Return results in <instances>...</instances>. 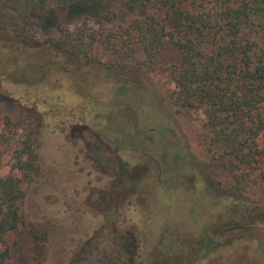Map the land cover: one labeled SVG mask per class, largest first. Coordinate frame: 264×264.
Masks as SVG:
<instances>
[{"label": "rangeland", "instance_id": "rangeland-1", "mask_svg": "<svg viewBox=\"0 0 264 264\" xmlns=\"http://www.w3.org/2000/svg\"><path fill=\"white\" fill-rule=\"evenodd\" d=\"M140 1L86 0L68 11H51L33 29L40 42L59 41L64 33L71 46L78 36L89 42L95 32H116L137 14ZM53 45H44L48 52L43 57L39 49L21 55L18 48L0 42V118L9 116L20 124V128L12 127L19 138L31 134L41 167L38 179L25 187L19 233L23 264H91L101 251L120 255L123 264H264V235L259 231L241 229L219 237V228L246 220L235 213L239 202L235 205L231 198H219L204 187L200 112L178 110L169 102L154 100L145 90L152 86L160 93L173 89L167 74L149 72L143 77L140 70L130 74L133 90L121 103L114 100L110 82L102 79L94 84L89 74L120 78L103 66L125 59L104 51L97 38L88 52L92 63L86 64L81 56L79 62L85 64L73 75L71 70L80 66L78 59ZM15 53L17 65L40 60L44 66L20 69L10 63L6 67L4 59ZM173 54V47L166 45L160 66L168 64ZM136 58L144 59L141 52ZM8 68L17 70L8 74ZM30 109L39 120L28 116L33 115ZM155 122L167 127L162 137H154V143L147 145L141 129L148 130ZM79 124L85 125L81 134L73 130ZM128 127L133 131L126 134ZM92 132L99 133L104 144H110L112 136L119 138L126 179L121 176L112 184L111 177L97 167L95 158L101 156L102 165L107 166L111 153L90 150L97 143L90 137ZM14 149L13 143L1 147V175L16 174L10 158ZM250 195L260 197L261 188L254 187ZM207 236L215 239V248L203 255L198 247ZM255 237L259 243L252 242ZM95 244L98 250L93 249Z\"/></svg>", "mask_w": 264, "mask_h": 264}, {"label": "trees", "instance_id": "trees-1", "mask_svg": "<svg viewBox=\"0 0 264 264\" xmlns=\"http://www.w3.org/2000/svg\"><path fill=\"white\" fill-rule=\"evenodd\" d=\"M85 1L0 0V42L18 48L21 55L39 49L37 53L43 57L48 52L44 45L54 44L59 52L78 59L76 63L80 66L71 70L75 75L81 71L82 65L92 63L88 52L99 38L104 51L116 53V59L126 61L104 63L105 69L115 71L120 78L110 73L88 74L93 75L94 84L102 79L110 82L114 100L119 99L121 103L133 90L128 80L130 74H136L138 70L143 77L149 72L167 74L173 89L160 93L152 86L145 90L154 100L169 102L178 110L200 112L202 123L198 133L205 150L202 161L204 187L219 198H231L235 205L239 202L235 213L246 220H235V225L219 228V237L221 233L225 235L241 229L251 231L253 228L264 235V0H141L137 14L126 19L114 33H110L111 30L105 34L95 32L89 42L78 36L72 46L67 44L69 35L66 33L59 41L38 40L33 28L51 11H68ZM83 19L89 20V17ZM60 26L61 23L58 28ZM59 29L63 31V28ZM168 44L173 47L174 56L168 64L160 66V55ZM139 52L144 59L136 58ZM16 56V53L8 55L3 62L5 66L17 65L19 57ZM81 56L87 59L85 63L79 62ZM39 63L44 66L39 60L16 67L28 68ZM56 65L64 71L69 70L58 63ZM16 70L8 68L6 71L11 74ZM30 111L33 115L28 116L39 120L37 112ZM157 123L148 130L141 129L147 145H151L154 137L164 135L167 125ZM79 125L73 126L77 134L85 128L84 124ZM19 126L9 116L0 118V128L14 135L6 136L0 129V165L4 153L1 147L13 143L11 168L17 171L16 174H0V264H23L19 233L23 224L25 187L38 179L41 169L31 134L19 138L16 131L12 132V127L17 129ZM132 131L131 127L125 128L126 134ZM98 134L90 133L97 142L90 150L104 149L111 155L107 166L102 165L101 156L95 158L97 167L111 177L112 184L121 176L126 179V162L118 153L119 138L110 137L109 142L115 144L114 147L101 142ZM256 186L261 188L260 197H255L257 200L250 195ZM214 240L211 236L202 238L198 250L203 255L214 250ZM230 241L228 239L226 243ZM252 242L260 241L255 237ZM93 249L98 250L97 244ZM110 254L97 252L91 264H123L120 255Z\"/></svg>", "mask_w": 264, "mask_h": 264}, {"label": "flooded vegetation", "instance_id": "flooded-vegetation-1", "mask_svg": "<svg viewBox=\"0 0 264 264\" xmlns=\"http://www.w3.org/2000/svg\"><path fill=\"white\" fill-rule=\"evenodd\" d=\"M99 135V134H98Z\"/></svg>", "mask_w": 264, "mask_h": 264}]
</instances>
